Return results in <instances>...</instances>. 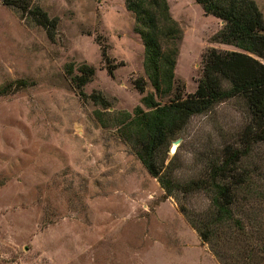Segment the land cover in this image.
<instances>
[{"label":"rangeland","instance_id":"374dc122","mask_svg":"<svg viewBox=\"0 0 264 264\" xmlns=\"http://www.w3.org/2000/svg\"><path fill=\"white\" fill-rule=\"evenodd\" d=\"M254 1L264 17V0ZM32 3L57 16L53 38L0 0V85L11 83L0 94V264H219L115 124L142 94L132 84L143 75L142 44L123 0ZM167 3L182 30L174 74L189 92L206 47H235L209 39L221 20L194 0ZM67 61L93 65L83 89L99 90L108 107L76 94ZM247 117L239 96L192 115L164 163L181 180L196 176L199 152L235 138ZM250 159L264 165V142L252 145ZM260 171L248 174L259 179Z\"/></svg>","mask_w":264,"mask_h":264},{"label":"trees","instance_id":"16d2710c","mask_svg":"<svg viewBox=\"0 0 264 264\" xmlns=\"http://www.w3.org/2000/svg\"><path fill=\"white\" fill-rule=\"evenodd\" d=\"M1 1L53 38L57 16L48 15L32 0ZM194 1L204 13L221 20L209 39L235 49L206 47L200 54L195 86L185 92L174 74L182 30L167 0H123L142 44L143 75L132 80L142 94L131 111H117L115 124L164 196L174 197L177 210L219 264H264V165L250 159L252 145L264 142V17L254 0ZM105 45L98 42L100 57L112 74ZM63 72L80 98L102 108L110 105L99 90L83 89L94 74L93 65L67 61ZM10 84L0 85V94ZM233 96L242 98L247 122L232 140L222 139L218 148L199 152L203 159L199 174L185 180L175 177L170 162L164 163L169 141L180 135L192 115ZM99 114L94 109L96 118ZM257 168L259 179L250 178L248 169ZM196 193L206 197L205 203L191 202Z\"/></svg>","mask_w":264,"mask_h":264},{"label":"water","instance_id":"95a60500","mask_svg":"<svg viewBox=\"0 0 264 264\" xmlns=\"http://www.w3.org/2000/svg\"><path fill=\"white\" fill-rule=\"evenodd\" d=\"M179 137H177V138H175L173 141H172V143H177L178 141H179Z\"/></svg>","mask_w":264,"mask_h":264},{"label":"bare ground","instance_id":"6f19581e","mask_svg":"<svg viewBox=\"0 0 264 264\" xmlns=\"http://www.w3.org/2000/svg\"><path fill=\"white\" fill-rule=\"evenodd\" d=\"M174 148V143H172L171 147H170V150H172Z\"/></svg>","mask_w":264,"mask_h":264}]
</instances>
